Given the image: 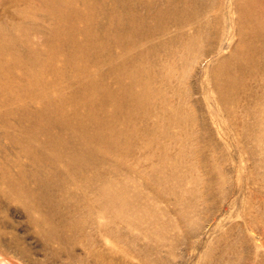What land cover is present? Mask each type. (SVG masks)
<instances>
[{
	"label": "rangeland",
	"instance_id": "rangeland-1",
	"mask_svg": "<svg viewBox=\"0 0 264 264\" xmlns=\"http://www.w3.org/2000/svg\"><path fill=\"white\" fill-rule=\"evenodd\" d=\"M1 39L0 264H264V0H0Z\"/></svg>",
	"mask_w": 264,
	"mask_h": 264
},
{
	"label": "bare ground",
	"instance_id": "bare-ground-1",
	"mask_svg": "<svg viewBox=\"0 0 264 264\" xmlns=\"http://www.w3.org/2000/svg\"><path fill=\"white\" fill-rule=\"evenodd\" d=\"M65 18H69V16L67 15V14H65ZM91 29H92V27L89 29V31H91ZM72 30V29H71ZM70 30V31H71ZM89 31H88V33H89ZM92 34V33H91ZM95 36V35H94ZM81 43V42H80ZM62 44V43H61ZM88 44V43H87ZM88 46V45H87ZM99 47V46H98ZM6 48V42H3V40L1 39L0 40V55L1 54H3L4 53V51L6 50L5 49ZM54 49V48H53ZM262 52V51H261ZM58 60V59H57ZM47 63V62H46ZM2 64H4V61L2 60V58L0 57V74H1V65ZM71 65V64H70ZM78 69V68H77ZM4 83V81H3V79H0V92H2V93H4L3 91H5V93L7 92H9V91H12L11 90V86L10 85H13L14 84V82H12V81H5V83L6 84H3ZM94 84V83H93ZM90 88V87H89ZM50 91V93L52 94V91L51 90H49ZM49 91H46L47 93H49ZM19 92V91H18ZM134 92V91H133ZM6 96H9V95H7V94H5ZM135 95V92L133 93V96ZM5 98V97H4ZM3 98V99H4ZM23 98H25V97H23ZM2 99V100H3ZM7 99H9V98H7ZM6 99V100H7ZM1 100V101H2ZM59 100V99H58ZM73 100V99H72ZM84 100V99H83ZM108 100V99H107ZM9 101V100H8ZM54 101V100H53ZM69 101V100H68ZM75 101V100H74ZM22 102H25L24 100L22 101ZM91 102V101H90ZM133 102V101H132ZM3 103H5L4 102V100H3ZM7 103V102H6ZM87 104V103H86ZM65 105V104H64ZM232 105V104H231ZM45 106V105H44ZM57 106V105H56ZM55 106V107H56ZM139 106V105H138ZM64 109V108H63ZM55 111V110H54ZM231 111H232V108L229 106L228 107V112L229 113H231ZM145 112V111H144ZM95 116H93V118H94ZM128 117V116H127ZM87 119V118H86ZM77 120V119H76ZM142 120V119H141ZM79 121V120H78ZM64 123V122H63ZM67 123V122H66ZM66 125V124H65ZM101 126V125H100ZM105 129V128H104ZM104 131V130H103ZM39 134V133H38ZM102 135V134H101ZM45 138V137H44ZM43 138V139H44ZM121 146V145H120ZM91 150V149H90ZM89 155V154H88ZM81 178H82V176H81ZM90 178H92V177H90Z\"/></svg>",
	"mask_w": 264,
	"mask_h": 264
}]
</instances>
